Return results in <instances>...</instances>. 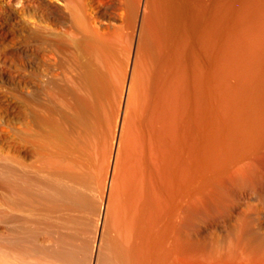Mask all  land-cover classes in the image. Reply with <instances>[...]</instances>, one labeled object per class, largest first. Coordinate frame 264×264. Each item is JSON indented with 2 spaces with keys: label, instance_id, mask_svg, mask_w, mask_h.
<instances>
[{
  "label": "bare ground",
  "instance_id": "1",
  "mask_svg": "<svg viewBox=\"0 0 264 264\" xmlns=\"http://www.w3.org/2000/svg\"><path fill=\"white\" fill-rule=\"evenodd\" d=\"M54 1L73 19L57 34L36 20L50 51L36 77L35 264L75 263L68 229L87 206L82 186L96 178L107 196L94 264H264L249 220L209 249L191 237L200 215L235 209L264 179V0L240 3L236 22L224 5L235 22L218 16L226 28L212 12L224 28L216 47L201 24L189 41L186 27L201 17L193 0H97L98 12L91 0ZM59 103L68 112L60 120ZM42 221L65 229L58 251L39 242Z\"/></svg>",
  "mask_w": 264,
  "mask_h": 264
},
{
  "label": "rangeland",
  "instance_id": "2",
  "mask_svg": "<svg viewBox=\"0 0 264 264\" xmlns=\"http://www.w3.org/2000/svg\"><path fill=\"white\" fill-rule=\"evenodd\" d=\"M39 1H42L41 3L43 6H37L36 0H0V264H6L7 262V264H35L36 262V107H39V104L37 103L38 101L36 99V77L42 70L40 64L41 60L48 56L50 51V43H47V41L49 40H46V43L44 42L40 44V42H38V39H36V33L38 32L36 30V20H39L40 23L43 22V25L51 26L52 29L54 28L51 32L57 34L58 29L60 33L67 30L68 25L71 24V21L73 19V17H71V11L69 10L68 12V10H63L64 8H62L63 6H61L62 4L59 1ZM215 1H218V8L215 7ZM215 1H192V3L195 2L197 4V12L200 11V13H197V15L201 14V17H199L200 19H196L198 21L191 19V22L187 25L188 27L186 28L189 30L188 33L190 35L189 37L191 38L189 39L188 37L189 41L193 40V38L196 37L195 35H192L195 33L191 32H196L195 28H197L198 32V26L199 28L203 27V29H206L205 32L208 35V32H211L213 30L215 31L212 32V35H210V39L214 38L213 35L215 33L221 35V32L223 34V30L224 28H226L224 27V25L227 21L230 20L228 19L229 17H226L225 15H229L231 18H233V15L235 13L238 15V12H240V9H238L237 7L242 9V7L244 6V3H242L244 2V0H225V2L223 1L225 4L221 0ZM219 1H221L223 5ZM89 2L90 0H88V3ZM195 3L193 4L194 8H196ZM240 3L242 4V7ZM90 4L93 10L96 9L94 10L95 12H98L100 8H102V6H100L102 5V2H97V0H91ZM92 4L94 5V7ZM238 4H240V6H238ZM224 5L228 6V8L225 7L226 9H224ZM212 7H214L213 10ZM47 8L48 11H46ZM59 9L62 10L60 11ZM222 9L225 10V15H223L224 12H222ZM217 10L218 13L216 12V14L214 11ZM212 12L216 18L211 14ZM218 14H221L223 16ZM236 14L234 16L236 19H231L235 20V22L237 20ZM62 16H64V18ZM68 16L70 17L68 18ZM218 16H220V18H224L225 16V18H227V21L225 20V18H221L225 22L224 25L223 21ZM196 17L198 18V16ZM213 18H215L216 21L218 19V24L219 22L222 23L220 24V27L223 26L224 28H220L219 26H217L218 24L214 22L215 19L212 21ZM67 19H69L70 23ZM231 20L229 21V23L232 22L231 25L233 26L235 22ZM207 21L212 23L213 27L217 26L220 29L219 30L216 27L219 32L216 31L212 26V29L210 31H207V27H210V24L208 25V23H206ZM112 22L117 23L115 21ZM204 23L207 26H205ZM213 23L216 25H213ZM197 24L198 26L196 27ZM190 27L192 30L189 29ZM61 29L64 30L62 31ZM59 32L58 34H60ZM47 33L49 34V32ZM54 33H50V35L53 34L51 36L52 38L54 37V35H56ZM206 33L205 36L207 39L209 36ZM216 34V41L213 42L216 45L212 44L213 47H216L218 45L216 42L223 43L224 40L223 35H221L222 38L220 37V39H218L219 37H217ZM49 37L47 36V38ZM190 43H193L194 45V40ZM193 45L191 44V46ZM222 45L223 44H221L220 46L222 47ZM220 46L219 50L221 48ZM216 49L217 52H219L218 48ZM216 49L214 48V50ZM200 53L202 54L203 52L200 51L199 54ZM213 53H215L213 54L214 57L218 54L215 51ZM188 54H186L187 57H189L190 55ZM203 54H205V52ZM203 54L200 55V57H203H201V59L199 58V60H201L200 64L203 63L202 61H205L206 56L208 59V54L206 53L205 57ZM207 61H205L206 64ZM202 65L203 64H201V66ZM56 106V108L58 109L56 110L57 116L56 114L55 116L57 119H62V116H65V114L68 113L67 109L61 107L62 105H60V103L56 104ZM61 108H63L64 110L66 109L65 112ZM63 123H67L66 119ZM67 126L68 124H66V127ZM91 181H89V185L87 182L84 186H82L85 187V189L86 187L88 188L90 186L88 190H85L86 192L84 191V188L82 189L81 187L85 194L87 193L86 198L88 199L86 202L88 204L90 203L91 205L89 204V207V205L85 201H83L87 206L85 207L83 212L79 213L80 216L78 218V223L81 224H79L78 226V223L73 224L72 226L74 227L72 229H68L76 235L68 238L69 246L77 254V256L75 254L74 264L95 263L99 246V239L102 234L101 224L103 221L107 191H104L103 184H101V182L103 183L102 179L96 178L92 182ZM92 183L93 185H90ZM261 185L255 184V186H253L252 188L243 189L242 195L234 198V203L237 206L235 209L229 210L227 209V207H224L221 209L220 214L219 212L213 214L211 213L212 215H207L201 212L203 214L200 215V218H198L199 221L197 220L198 223L194 226L196 227L194 233L196 236H191L193 238V242H197L198 240L201 242H205L207 249L212 247L214 242L223 243L225 239L232 236L234 228L245 219L251 221L250 223L252 225H250L252 230L255 232V235L264 242V179ZM94 186L96 187L94 188ZM102 193L106 196H104ZM101 197L103 198V200H101ZM89 198H91V200ZM93 205L94 207L96 205L94 210ZM96 208L99 212L95 211L97 210ZM88 209L91 210L89 211ZM82 215L84 216V218ZM99 220L102 221L100 222ZM43 222L44 221H42V224H40V233L43 237L40 234L39 242L41 243L42 239V244L44 242L46 243L43 245L48 246L51 244V249L53 246V250L56 249V251H58L60 247L57 249V246H59L57 240L60 235L56 232H60L63 228L59 229L60 227H56L55 225L52 226L53 228L45 226L46 229L48 228L47 235V230L43 229L44 225L47 224H43ZM49 228L51 230H49ZM53 229L55 230V234L53 232L52 235H49V232L54 231ZM64 230L65 229H63L61 232H63ZM78 230L80 232H77ZM53 234L57 239L53 237ZM45 235L46 239L44 237ZM49 238L52 240V242ZM75 239L77 240V242L75 241ZM211 239L213 240V242ZM48 240H50L51 243L48 242ZM54 240L56 243H54ZM18 251H20V253L24 255V257L18 255ZM22 252H24L25 254ZM91 257L93 259H91ZM190 259L191 258L185 257V261H178L174 264L208 263V260L206 259V262H199V260L196 261L192 259L191 261Z\"/></svg>",
  "mask_w": 264,
  "mask_h": 264
}]
</instances>
